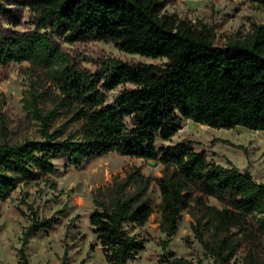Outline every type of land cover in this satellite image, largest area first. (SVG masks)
<instances>
[{"label": "trees", "instance_id": "obj_1", "mask_svg": "<svg viewBox=\"0 0 264 264\" xmlns=\"http://www.w3.org/2000/svg\"><path fill=\"white\" fill-rule=\"evenodd\" d=\"M164 6L162 0H0V75L10 63L26 61L43 69L59 94L45 113L32 93L26 101L39 122L40 140L0 144V201L20 183L52 175L54 159L74 168L111 152L158 161L164 166L155 181L166 240L181 212L194 209L202 220L193 231L209 245L213 264H230L239 250L246 264H264V183L247 180L231 163L224 167L208 160L190 142L155 146L185 120L212 129L264 132V28L254 26L218 45L212 28L167 14ZM24 9L33 28L20 31ZM92 40L164 62L91 60L92 72L81 65L84 58L63 46ZM124 84L131 87L108 101L106 93ZM58 117L63 124L52 128ZM73 124L77 128L66 134ZM134 181V194H116L109 207L98 204L88 217L107 264H128L144 247L126 230L141 227L152 213L144 198L149 179L137 174ZM53 225V219L32 218L17 264H27V240Z\"/></svg>", "mask_w": 264, "mask_h": 264}, {"label": "rangeland", "instance_id": "obj_2", "mask_svg": "<svg viewBox=\"0 0 264 264\" xmlns=\"http://www.w3.org/2000/svg\"><path fill=\"white\" fill-rule=\"evenodd\" d=\"M162 1L167 14H175L196 27L212 28L218 45L241 38L254 26L264 28V5L260 2L264 0ZM28 16L24 9L22 25L16 27L17 30L33 28ZM63 46L84 58L81 65L92 72L96 65L91 60L114 58L124 63L156 65L164 62L120 52L111 42L99 40ZM130 87L128 84L117 86L106 93L107 100L111 101L119 91ZM31 93L44 113L53 110L59 100L58 91L43 69L26 61L10 63L0 75V144L40 140L39 122L26 105ZM63 122L64 119L58 117L52 128L60 127ZM76 128V124L71 125L66 134ZM182 141L192 143L196 151H204L208 160L224 167L231 163L243 174H249L252 181L264 183V132L242 127L212 129L185 120L169 140L157 138L155 146L165 147ZM52 164L55 167L52 175L28 184L20 183L0 201V264H17L23 235L32 218L53 219L54 225L27 240L23 248L27 264H107L88 217L98 204L109 207L116 194H134L137 174L149 179L144 198L152 213L141 227L126 228L128 234L136 236L144 246L128 264H168L175 259L189 264L214 263L209 245L200 243L193 231L197 219L202 220L198 210L181 212L176 231L166 240L160 224V194L155 181L164 172V166L158 161L111 152L80 168L68 166L61 159L52 160ZM208 203L217 204L213 199ZM203 237L209 244L207 231ZM230 264H246L244 251H237Z\"/></svg>", "mask_w": 264, "mask_h": 264}, {"label": "water", "instance_id": "obj_3", "mask_svg": "<svg viewBox=\"0 0 264 264\" xmlns=\"http://www.w3.org/2000/svg\"><path fill=\"white\" fill-rule=\"evenodd\" d=\"M244 176H245V178H246L247 180H252V179H251V176H250L249 174H244Z\"/></svg>", "mask_w": 264, "mask_h": 264}]
</instances>
